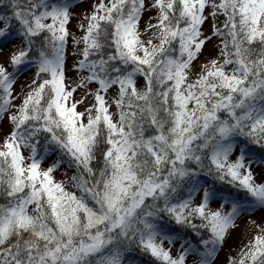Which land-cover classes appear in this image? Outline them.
<instances>
[{
  "label": "snow or ice",
  "instance_id": "1",
  "mask_svg": "<svg viewBox=\"0 0 264 264\" xmlns=\"http://www.w3.org/2000/svg\"><path fill=\"white\" fill-rule=\"evenodd\" d=\"M73 7L0 0V53L12 45L0 57V122L12 126L0 144V264H213L238 219L264 208L253 169L264 167V0H99L78 38ZM70 36L83 45L78 81ZM213 38L219 55L197 69ZM62 166L74 171L57 181ZM251 223L228 264H264V226Z\"/></svg>",
  "mask_w": 264,
  "mask_h": 264
},
{
  "label": "rangeland",
  "instance_id": "2",
  "mask_svg": "<svg viewBox=\"0 0 264 264\" xmlns=\"http://www.w3.org/2000/svg\"><path fill=\"white\" fill-rule=\"evenodd\" d=\"M108 0H105V3H107ZM99 3V0H74V7L71 9L73 18L71 19L69 23V31L72 34V36L80 37L83 32L79 28V25L81 23H86L84 21V16L92 11L93 5ZM155 11H152L150 13H146L143 17V20L141 21L142 25H146L149 16H154ZM223 16L221 15L218 17L215 21H213L211 18L205 23V25L202 26L203 31L207 34H211V29L213 23H216L217 26H220L222 24ZM18 43V41H14L13 44ZM219 45H220V38H213L212 42L206 45V48L203 50V54L200 56L199 61L196 62L197 69L200 64L205 63L208 59L215 58L219 55ZM83 45H75L72 37H69V43L68 47L66 49L68 54L67 59V65H68V76L71 80L78 81L79 75H83L86 73H77L73 70L72 66L75 60L79 59L80 57L78 55H73V53L78 52L79 48H82ZM12 45H9L8 48L4 50L3 53H0V57H6L7 53L11 51ZM11 70V69H9ZM196 69H194L195 72ZM35 67H30L27 70L23 71L19 77L17 78V83L14 86L16 94H21L22 90L23 92L28 91L27 85L31 84L32 79L35 78ZM193 78L195 76L193 75ZM144 83L143 78L138 79V84L142 86ZM97 87V85L93 84L90 85V88L93 90ZM117 92V89L113 88L109 90L108 98H111L115 96ZM81 96V91H78L74 93V97L76 99H79ZM22 99V96L20 99H17L15 103L17 105L20 104ZM89 101H92V97H89ZM86 106V105H85ZM79 111L84 110V106H78ZM12 111H15V109H12ZM111 111L115 112V106L113 105ZM11 122L5 117L3 122H0V144L3 143V139L5 135H7L8 132L11 131ZM25 157L30 156L31 152L30 149H22ZM58 153H50L45 157L44 163L42 164V167L49 166L53 161H55L58 157ZM254 173L257 177V180H264V167H256L253 166ZM73 169H68L66 166H62L54 173V178L57 181L61 180H67L69 176L73 174ZM67 190L69 191H76V194L79 195V191L76 190L71 184L66 185ZM4 203V202H3ZM219 206V203H213L211 207L216 208ZM251 221H256V224L264 226V208L257 207L255 211L253 212H245L237 221V227L231 231V234L229 235L227 242L224 244L222 249L218 250L216 253V258L213 261V264H228L229 257H238V254L240 253L241 249L244 247L245 244L257 233V228L255 225L251 223ZM168 247V245H165ZM179 249V243L172 246L173 255L177 254V251ZM203 249H201L202 251ZM196 259L198 260L199 257L189 259V264H192V260Z\"/></svg>",
  "mask_w": 264,
  "mask_h": 264
},
{
  "label": "trees",
  "instance_id": "3",
  "mask_svg": "<svg viewBox=\"0 0 264 264\" xmlns=\"http://www.w3.org/2000/svg\"><path fill=\"white\" fill-rule=\"evenodd\" d=\"M223 20H224V17H223ZM223 20H222V22H223ZM261 151H264V150L257 149V154H258V156H259V154H260ZM209 183H211V180H210V179H209ZM233 191H234V190H233ZM3 202H4V201H3L2 199H0V203H3ZM204 235H205V238H207V233H205ZM192 240H193V243H194V244H198V238H197V237H192ZM136 255L139 256L140 254H139V253H136ZM149 259H150V258L147 257V256H144V257H143V260H144L145 262H147Z\"/></svg>",
  "mask_w": 264,
  "mask_h": 264
}]
</instances>
